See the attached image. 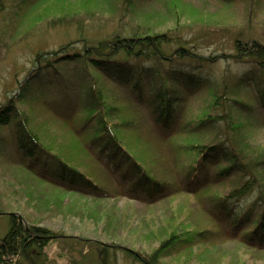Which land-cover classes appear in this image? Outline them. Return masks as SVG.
I'll use <instances>...</instances> for the list:
<instances>
[{
	"label": "trees",
	"instance_id": "1",
	"mask_svg": "<svg viewBox=\"0 0 264 264\" xmlns=\"http://www.w3.org/2000/svg\"><path fill=\"white\" fill-rule=\"evenodd\" d=\"M56 1L2 2L0 31L11 29L10 22L19 19V31L11 29L13 39L26 41L33 31L50 29L54 20L64 15L76 17L75 13L81 12L83 20L95 14L88 10L89 0H68L72 11L64 14L66 8L62 5L56 10L60 16L54 17ZM170 1L110 0L109 13L116 27L113 31L98 39L86 37L81 34L86 24H81L93 19L81 23L78 18V37L50 52L41 45L34 49L26 76L21 81L15 79V96L0 107V126H13L22 159L33 163L20 165L24 175L52 192L58 190L70 196L95 201L118 198L116 175L125 186L128 202L153 208L183 196L197 199L210 195L213 183L233 177V189L226 195L211 194L207 200L218 218L213 225H225L234 232L250 227L239 242L247 246L254 242L264 248V146L254 145L250 134L254 113L258 107L264 108V41L241 29L229 41L230 51L200 53L190 42L199 35L183 36V29L195 22L158 28L166 18L180 17L177 0L169 7ZM246 22L249 24L248 19ZM61 26L68 29L74 25ZM220 59L248 62L249 72L233 77L228 72L216 76L203 73ZM94 70L112 80L121 90L123 101L115 102V94L102 89ZM75 84L84 88L85 100L79 133L69 132L74 140L73 158L56 151L54 136L43 129L45 123L34 129L31 118L37 104L53 112L55 108L66 109L68 114ZM249 86L253 102L242 98ZM204 87L206 98L191 112L187 99ZM56 99H65V105L55 103ZM17 102L27 104L29 113L16 106ZM170 164L181 172V183L187 189L178 184ZM97 172L110 174L109 181L99 180ZM252 195L254 201L247 207L230 205L232 200ZM198 206L202 213L203 207ZM0 218L6 225L0 237V264H17L16 258L33 251L41 255L47 244L62 238L51 228L21 218L14 211H0ZM182 223L179 220L149 252L113 239L103 242L87 238L84 242L98 249L96 256H100L97 261L101 264H116V250L133 264H169L160 259L176 247L190 252L207 231L191 232Z\"/></svg>",
	"mask_w": 264,
	"mask_h": 264
},
{
	"label": "rangeland",
	"instance_id": "2",
	"mask_svg": "<svg viewBox=\"0 0 264 264\" xmlns=\"http://www.w3.org/2000/svg\"><path fill=\"white\" fill-rule=\"evenodd\" d=\"M6 1L14 3L13 0H0V5ZM89 1L88 10H94V15L87 16L83 20L81 12L75 13L76 17L64 15L55 19L54 26L49 27L50 29L38 28L37 31H33L26 41L19 37L13 39L11 29L14 32L19 31L21 23L19 19L17 22L15 20L10 22L11 29L5 27L4 31H0V107L9 103V100L15 96L17 89L15 79L21 81L26 76L32 65L31 56L34 49L41 45L45 52H50L78 37L77 25L80 20L82 23L93 19L81 24H86L81 34L89 38L98 39L116 28L112 22L114 17L109 13L110 0ZM172 3L173 0L168 6L170 7ZM62 5L66 8L64 14H69L73 9L69 6L68 0H58L54 3V14H56L54 17L60 16L56 10ZM176 5L181 12L180 17H168L159 23L158 28L172 27L175 23L195 22L190 28L183 29V36L198 34L197 40L190 42L200 53L215 55L222 51H230L229 41L241 29L245 30L246 35H253L264 41V0H177ZM161 10V8L157 9V11ZM2 16L3 11L0 10V19ZM247 19L249 24L246 22ZM61 25L74 26L66 29ZM249 68L248 62L234 63L220 59L213 66L203 70V73L210 72L216 76L228 72L232 77L243 76L249 72ZM93 72L98 74L97 80L101 82L99 84L103 86L102 89L115 94V102L123 101L121 90L115 87L108 76L102 78L100 72L96 70ZM72 89L70 99L74 102L71 103L68 114L66 109L62 111L60 108H55L53 112L37 104L36 107L34 106V117L31 118V122L34 129L45 123L43 129L54 136L55 150L75 158L72 147L74 140L70 133L72 131L79 133L77 129L82 120L85 90L80 84L73 85ZM205 98V87L190 96L187 99L190 111L195 112ZM242 98L247 102L255 100L250 86L243 91ZM65 102V99L55 101L60 106H64ZM16 106L29 113L27 104L17 102ZM257 109L258 111L253 115L255 122L250 134L255 142L254 145L257 143L256 145L264 146V108ZM67 115L68 117H65ZM127 138L133 139L134 136ZM86 146L96 152L95 148L92 149L87 144ZM26 161L33 166L32 162L22 159L14 140L13 126H0V211L17 212L21 218L49 227L62 237L56 243L47 244L41 255L33 251L25 257L16 258L17 264H101L97 261L100 256H96L98 249L84 242L87 238L103 242L113 239L123 245L135 246L149 252L157 247V243L162 238L168 236L179 220L181 223L183 221L184 228H188L191 232L196 229L207 231L201 239H197L196 246L190 252L185 247H176L160 261L164 260L169 264H264V248L254 242L252 246L239 242L243 239V232L250 230V227L234 232L228 226L213 225V221H217L218 218L207 200L211 194L218 192L226 195L233 189V177H225L213 183L210 187V195L200 196L197 199L183 196L152 208L136 205L132 203L134 201L128 202L126 193L124 194L125 186L115 178L116 175H114V185L119 193L118 198L95 201L66 195L58 190L52 192L45 185L24 175L20 165ZM28 164L26 163L27 166ZM170 167L173 168L174 178L178 180V184L187 189L185 183H181V172L174 169L171 164ZM97 176L101 177L99 180L106 178L109 181L111 175L103 176L101 172H97ZM193 201L197 206L199 202L198 207H203L202 213ZM253 201L254 195L247 199L232 200L230 205L241 209ZM4 229L5 220L0 218V235L3 234ZM114 252L113 261L116 264H133L120 250ZM110 255L112 256V252Z\"/></svg>",
	"mask_w": 264,
	"mask_h": 264
}]
</instances>
